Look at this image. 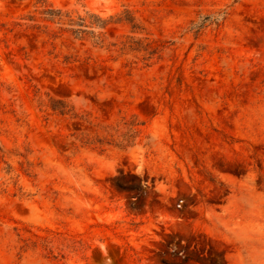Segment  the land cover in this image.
Instances as JSON below:
<instances>
[{
  "label": "rangeland",
  "instance_id": "rangeland-1",
  "mask_svg": "<svg viewBox=\"0 0 264 264\" xmlns=\"http://www.w3.org/2000/svg\"><path fill=\"white\" fill-rule=\"evenodd\" d=\"M0 264H264V0H0Z\"/></svg>",
  "mask_w": 264,
  "mask_h": 264
},
{
  "label": "trees",
  "instance_id": "trees-1",
  "mask_svg": "<svg viewBox=\"0 0 264 264\" xmlns=\"http://www.w3.org/2000/svg\"><path fill=\"white\" fill-rule=\"evenodd\" d=\"M63 112V111H62Z\"/></svg>",
  "mask_w": 264,
  "mask_h": 264
}]
</instances>
